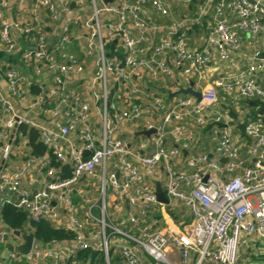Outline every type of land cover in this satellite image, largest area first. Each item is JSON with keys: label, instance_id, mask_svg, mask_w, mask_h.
<instances>
[{"label": "built area", "instance_id": "1", "mask_svg": "<svg viewBox=\"0 0 264 264\" xmlns=\"http://www.w3.org/2000/svg\"><path fill=\"white\" fill-rule=\"evenodd\" d=\"M241 33L264 41V0H0V207L72 232L5 248L0 264H91L82 251L100 264H237L264 240V119L237 139L227 106L208 111L219 90L235 107L264 102L259 50L243 69L209 71L239 52ZM189 82L199 101L169 97ZM205 127L211 151L197 150ZM13 231L0 229V245L21 239Z\"/></svg>", "mask_w": 264, "mask_h": 264}, {"label": "trees", "instance_id": "2", "mask_svg": "<svg viewBox=\"0 0 264 264\" xmlns=\"http://www.w3.org/2000/svg\"><path fill=\"white\" fill-rule=\"evenodd\" d=\"M261 107H264V102L260 101V99L258 98L241 99L239 100L238 107H235L231 104L227 105L228 115L232 118L231 125L234 124L237 132L241 137H243V139H246L243 134V126L247 121L256 120L259 118L264 119V115L258 114V111ZM240 111H244V114L240 113ZM208 128L209 127H205L204 130L208 132ZM18 130L23 135L27 136L29 146L32 149L31 152L33 154L40 155L45 152L46 149L38 139V132L35 129L28 128L26 125H21L19 126ZM52 163L56 165L54 161H52ZM68 175L69 169L67 166H65L63 168V176ZM0 219L3 224L10 230H18L24 232L28 227H30L34 238L42 243H47L52 239L62 240L72 237V232L67 231L63 228H55L50 222L46 220H42L39 222L31 221L29 216L25 214L23 210L17 209L11 204H4L1 207ZM78 257L82 259H86L89 257L91 259V264H100L101 261L100 255L98 253H91L89 251L79 252Z\"/></svg>", "mask_w": 264, "mask_h": 264}, {"label": "crops", "instance_id": "3", "mask_svg": "<svg viewBox=\"0 0 264 264\" xmlns=\"http://www.w3.org/2000/svg\"><path fill=\"white\" fill-rule=\"evenodd\" d=\"M255 50H259L260 52H264V41H261L260 43H258L257 45H252L249 40H248V37L245 33H241V37H240V50L238 53H235L232 55V58L230 61L228 62H215V63H212L210 65V69L209 71L211 72V75L214 77L216 74L215 72H218V73H225L227 71H236V70H239V69H243L244 67H246L250 62H251V57L253 55V52ZM216 68H218L216 71H214ZM258 83L261 87H264V73H261L258 75ZM162 91H164V89L162 88V86L160 87ZM222 91H218V95H219V103L217 106H214L213 104H211V106H209V109L208 111L210 110H213V109H217V108H222L224 106H227V104H229L230 102V99L224 95V94H221ZM122 102H118V105H121ZM244 111H240V113L244 114L243 113ZM94 121L96 122L97 121V118L96 116L94 117ZM233 125V134L235 135V137L238 139V137H241L239 135V133L237 132L234 124ZM128 130V129H127ZM198 147H197V150H204V151H211L212 149V145L209 143V140H208V132L206 130H201V129H198ZM123 137L127 138L129 141L133 142V143H138L142 137V135H139L137 134V132L135 133H130L129 135L128 134H125L123 133ZM75 140V143L78 145V141H77V138H74ZM11 161L13 164H15L18 159H17V156L16 155H13L11 157ZM90 181H95L94 179H82V181L79 183L78 185V188L81 192H90L93 194V196L96 195V193L89 187L86 186V184ZM74 200L75 202L77 203V205L79 206V215L80 217L83 216V213H84V210H85V207L86 205L82 202V198L81 196L75 194L74 195ZM1 209V207H0ZM63 221H65V219H63ZM64 224V222H63ZM63 227V226H62ZM2 228H6V226L3 224V222L1 221L0 219V229ZM25 232V231H24ZM22 243V239H13V238H10L7 240V243H6V246L4 247L3 245H0V259H3V255H4V250L5 248H8L9 246H17L19 244ZM264 247V240L262 239H253L246 247L245 250L241 251L239 253V259L238 261L240 262L243 258V255L242 254H245V253H248L249 255L253 253V250H257V248L259 247ZM4 264H18L17 262H11V263H8L7 261L4 262Z\"/></svg>", "mask_w": 264, "mask_h": 264}, {"label": "water", "instance_id": "4", "mask_svg": "<svg viewBox=\"0 0 264 264\" xmlns=\"http://www.w3.org/2000/svg\"><path fill=\"white\" fill-rule=\"evenodd\" d=\"M104 2L107 1H111V0H103ZM252 1V0H249ZM51 43V41L49 42V44ZM260 58L264 59V52H261L259 55ZM0 59H4L7 60L8 56H5L4 54L0 53ZM176 94H184V95H191L193 97H195V99L197 101H199L201 99V95L199 92L194 91L192 89V82H189V86L186 88H180L178 89L176 92L170 93L169 97L174 96ZM259 115H264V107H261L258 111ZM154 130H146V131H141L137 134H143L145 136H148L150 133H152ZM84 154H87L86 152H84ZM222 162L225 161V159H221ZM155 195L157 198V201L163 204H166L168 202L167 198L164 195L163 189L160 185L159 182L155 183ZM25 214H28L27 211H24ZM15 235L20 236L22 239V243L17 245V246H9L8 249L10 251H16L18 253L24 254L26 252H28L30 250L31 244H32V240H33V233L31 231V228L28 227L26 233H20L18 230H14L13 231Z\"/></svg>", "mask_w": 264, "mask_h": 264}, {"label": "rangeland", "instance_id": "5", "mask_svg": "<svg viewBox=\"0 0 264 264\" xmlns=\"http://www.w3.org/2000/svg\"><path fill=\"white\" fill-rule=\"evenodd\" d=\"M111 193L110 185L107 186V194ZM95 212V210H94ZM97 213V212H96ZM246 248H242L239 253ZM243 258L237 264H264V247H259L257 250H253V253L249 255L248 253L242 254ZM254 255V257H253Z\"/></svg>", "mask_w": 264, "mask_h": 264}]
</instances>
